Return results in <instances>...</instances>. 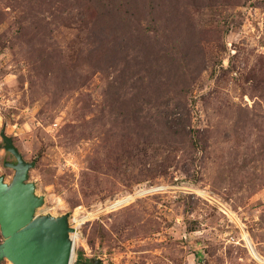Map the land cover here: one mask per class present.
I'll use <instances>...</instances> for the list:
<instances>
[{
	"label": "rangeland",
	"instance_id": "1",
	"mask_svg": "<svg viewBox=\"0 0 264 264\" xmlns=\"http://www.w3.org/2000/svg\"><path fill=\"white\" fill-rule=\"evenodd\" d=\"M3 128L72 264H264V0H0Z\"/></svg>",
	"mask_w": 264,
	"mask_h": 264
},
{
	"label": "water",
	"instance_id": "2",
	"mask_svg": "<svg viewBox=\"0 0 264 264\" xmlns=\"http://www.w3.org/2000/svg\"><path fill=\"white\" fill-rule=\"evenodd\" d=\"M0 135L5 149L14 157L7 166L14 170L11 181L0 175V228L4 240L0 243V262L13 264H72L76 229L70 213L59 216L40 215L45 197L37 193V185L30 179L36 161H27L13 138L3 128ZM101 259L94 264H101Z\"/></svg>",
	"mask_w": 264,
	"mask_h": 264
},
{
	"label": "bare ground",
	"instance_id": "3",
	"mask_svg": "<svg viewBox=\"0 0 264 264\" xmlns=\"http://www.w3.org/2000/svg\"><path fill=\"white\" fill-rule=\"evenodd\" d=\"M129 199H130V197L125 198V199H123V200H117V201L112 205V207L117 206V205H120V204L123 203V201H128ZM74 235H75V234H74ZM72 237H73V235H72Z\"/></svg>",
	"mask_w": 264,
	"mask_h": 264
},
{
	"label": "trees",
	"instance_id": "4",
	"mask_svg": "<svg viewBox=\"0 0 264 264\" xmlns=\"http://www.w3.org/2000/svg\"><path fill=\"white\" fill-rule=\"evenodd\" d=\"M82 254H79V259L77 260V263L81 262Z\"/></svg>",
	"mask_w": 264,
	"mask_h": 264
}]
</instances>
